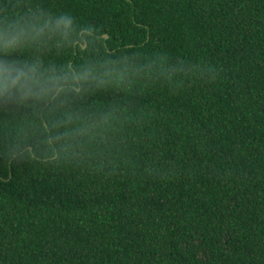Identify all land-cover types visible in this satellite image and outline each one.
Listing matches in <instances>:
<instances>
[{"label": "trees", "instance_id": "1", "mask_svg": "<svg viewBox=\"0 0 264 264\" xmlns=\"http://www.w3.org/2000/svg\"><path fill=\"white\" fill-rule=\"evenodd\" d=\"M20 2L0 264H264V0Z\"/></svg>", "mask_w": 264, "mask_h": 264}, {"label": "clouds", "instance_id": "2", "mask_svg": "<svg viewBox=\"0 0 264 264\" xmlns=\"http://www.w3.org/2000/svg\"><path fill=\"white\" fill-rule=\"evenodd\" d=\"M20 11V0H14V2L0 8V26H2L5 50H7L9 44L16 43L32 35H38L43 31L38 22L39 18L35 14L25 12L21 15ZM33 83L41 90L40 95H46L51 80H35Z\"/></svg>", "mask_w": 264, "mask_h": 264}, {"label": "water", "instance_id": "3", "mask_svg": "<svg viewBox=\"0 0 264 264\" xmlns=\"http://www.w3.org/2000/svg\"><path fill=\"white\" fill-rule=\"evenodd\" d=\"M104 36H105V37H108V34H107V33H105V34H104ZM83 46L85 47V44H84ZM30 148H31V147H30Z\"/></svg>", "mask_w": 264, "mask_h": 264}]
</instances>
